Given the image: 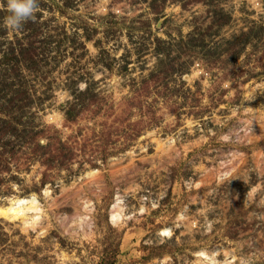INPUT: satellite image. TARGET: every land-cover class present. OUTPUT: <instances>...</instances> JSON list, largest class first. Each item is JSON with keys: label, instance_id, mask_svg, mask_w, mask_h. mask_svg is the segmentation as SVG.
Returning <instances> with one entry per match:
<instances>
[{"label": "rangeland", "instance_id": "1", "mask_svg": "<svg viewBox=\"0 0 264 264\" xmlns=\"http://www.w3.org/2000/svg\"><path fill=\"white\" fill-rule=\"evenodd\" d=\"M37 2L0 0V264H264V0Z\"/></svg>", "mask_w": 264, "mask_h": 264}, {"label": "clouds", "instance_id": "2", "mask_svg": "<svg viewBox=\"0 0 264 264\" xmlns=\"http://www.w3.org/2000/svg\"><path fill=\"white\" fill-rule=\"evenodd\" d=\"M38 7L37 0H7L10 15L5 17V24L13 30H20L25 22L35 18Z\"/></svg>", "mask_w": 264, "mask_h": 264}, {"label": "bare ground", "instance_id": "3", "mask_svg": "<svg viewBox=\"0 0 264 264\" xmlns=\"http://www.w3.org/2000/svg\"><path fill=\"white\" fill-rule=\"evenodd\" d=\"M33 203H34L33 201H29L28 202V200H26V199H18V200L12 201V202H10L8 204V206H6V207H0V217H4V218L10 219V218H13V217L16 218L19 215H22L23 216V214H25L24 211L30 210V212H31V210L34 209L32 207V205L30 207H26L27 210H25L23 206L24 205H27V204H33ZM36 215H34L32 217V220L36 219ZM117 216H118L117 213H113L112 216H111V218L112 219H116Z\"/></svg>", "mask_w": 264, "mask_h": 264}]
</instances>
